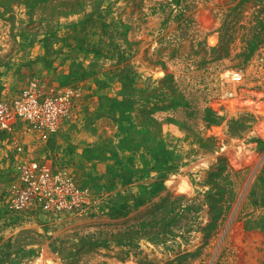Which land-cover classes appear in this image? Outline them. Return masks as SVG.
Returning a JSON list of instances; mask_svg holds the SVG:
<instances>
[{
	"label": "rangeland",
	"instance_id": "1",
	"mask_svg": "<svg viewBox=\"0 0 264 264\" xmlns=\"http://www.w3.org/2000/svg\"><path fill=\"white\" fill-rule=\"evenodd\" d=\"M34 77L94 202L10 211L0 159V264H264V0H0V97Z\"/></svg>",
	"mask_w": 264,
	"mask_h": 264
},
{
	"label": "built area",
	"instance_id": "2",
	"mask_svg": "<svg viewBox=\"0 0 264 264\" xmlns=\"http://www.w3.org/2000/svg\"><path fill=\"white\" fill-rule=\"evenodd\" d=\"M75 92L50 90L34 77L24 88L0 97V159L14 175L2 191L10 211H40L58 218L91 209L94 200L87 188L66 171L28 155L34 142L46 143L70 117Z\"/></svg>",
	"mask_w": 264,
	"mask_h": 264
},
{
	"label": "crops",
	"instance_id": "3",
	"mask_svg": "<svg viewBox=\"0 0 264 264\" xmlns=\"http://www.w3.org/2000/svg\"><path fill=\"white\" fill-rule=\"evenodd\" d=\"M33 148V147H32Z\"/></svg>",
	"mask_w": 264,
	"mask_h": 264
}]
</instances>
